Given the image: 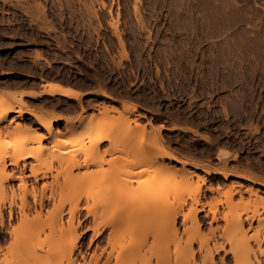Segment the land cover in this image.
I'll return each instance as SVG.
<instances>
[{
	"label": "rangeland",
	"instance_id": "rangeland-1",
	"mask_svg": "<svg viewBox=\"0 0 264 264\" xmlns=\"http://www.w3.org/2000/svg\"><path fill=\"white\" fill-rule=\"evenodd\" d=\"M96 1L0 0V10L9 11L6 26L0 30V94L14 104V108L25 110L19 116L9 113L12 124H22L19 128L16 125L18 129L14 128L13 135L19 137L29 131L31 134V129L35 131L33 134H45L40 148L45 146L50 150L42 157L50 159L53 167L47 178L35 184L40 187L43 182L50 183L55 179L53 173L60 177L57 179L62 184L54 198L46 200L41 216L34 219L38 212L35 214L31 208L26 214L28 220L33 216V223L23 225L16 234L7 235L2 241L0 264H249V261L243 263L247 259L245 252L237 253L236 260L232 252L237 248L235 240L242 236L251 238L257 232V221L244 233L224 232L225 220L219 218L212 223L219 228L211 234V214L207 210L215 207L218 215L229 210L230 219L237 213L250 214L257 208L260 216H264L261 207L264 202L260 200V195L264 196L261 184L264 182V0H140L142 23L134 14L135 0H104L106 7ZM110 5L112 17L117 12L120 14L117 29L121 32L126 55L108 23ZM38 6L42 9H37ZM28 73L79 82L94 89V93L81 103L52 96L18 99V91L11 89L27 84ZM7 90L12 91L13 96ZM121 101L134 103L136 108L125 111ZM49 109L58 112L54 115L69 118L70 124L81 131L92 125L100 129L115 126L117 132L114 133H119L121 128L122 135L114 134L111 139L98 142L95 149L88 133L67 143L69 125L57 119L50 133L58 132V138H64L68 146L65 144L64 149L54 151L48 139L49 131L28 112L43 114ZM78 110L80 113L75 115ZM81 116H89V120L78 125ZM127 118H134L131 125L135 122L144 125L145 133L140 134L145 136L143 140L138 134L140 130L124 135ZM8 119L0 123V149L9 153L19 143L16 138L14 143V136L8 135L2 127ZM172 125L178 127L170 129ZM153 132L163 148L188 161L183 164L159 157L158 161L171 169L159 168V175L171 177L173 174L177 179L185 172L191 174L192 180L178 183L177 188L175 180L172 190L167 187L163 192L156 190L155 193L149 188L151 194L146 188L142 191L143 186L138 184L141 179H147L142 177L144 171H138L141 176L131 179L125 163L140 153V149L133 150L132 154L124 150L140 139L147 145L146 140L151 139L148 136ZM40 144L28 143L31 146L28 150L37 151ZM66 149L69 151L63 153ZM222 150L224 154L219 153ZM86 155L101 156L103 162L72 168L70 173L77 177L72 183H62L68 166H65L67 161L61 164L59 160L70 159L71 162V158H78L81 161ZM32 160L31 156L25 159L26 162ZM139 168L142 167L135 169ZM154 172L152 175L158 178ZM223 172H227L225 177ZM198 176H204L205 180L198 195L204 210L199 212L201 225L197 228L190 219L183 220L180 213L189 209V196L198 188ZM100 180L107 182L99 185ZM16 182L6 180V188ZM28 183H33L32 178ZM209 186L214 189L208 190ZM101 187L115 193L110 195L112 191L108 190L109 195L101 209L97 208L94 219L87 207H91L90 195ZM250 187L257 189V193L251 194ZM136 188L142 191L140 200H136L139 191L134 199L129 197ZM230 188L242 192V197L238 193L233 195V202L240 198L243 202L228 209L225 192ZM124 191L129 195H122ZM76 195L81 198L77 213L68 222L69 200ZM117 195H122L119 196L122 200L114 201ZM127 197L132 200H126ZM183 198L186 202L182 204ZM2 205L7 218V201ZM177 210L179 213L172 225L171 214ZM17 214L14 208L13 225L17 224ZM63 225L72 230L70 235L57 241L59 227ZM245 226L247 228L248 223ZM97 228L99 233L90 242ZM205 239L209 244L206 245ZM71 242L76 243L72 251L62 254V248ZM221 242L223 248L214 250V243ZM21 246L34 248L30 258L18 256ZM205 247L213 250L212 261ZM32 248H28L29 251ZM93 252L97 257H91Z\"/></svg>",
	"mask_w": 264,
	"mask_h": 264
},
{
	"label": "bare ground",
	"instance_id": "bare-ground-1",
	"mask_svg": "<svg viewBox=\"0 0 264 264\" xmlns=\"http://www.w3.org/2000/svg\"><path fill=\"white\" fill-rule=\"evenodd\" d=\"M94 1H96V0H94ZM172 1H174V0H172ZM139 3H140V0H135L134 5H133V9H134V14H135L136 20L139 23H142L143 18L141 17L142 14L139 12V6H138ZM99 4L101 6H103V7H106V3H105L104 0H99ZM68 5L66 7H68ZM22 6H23V4H22ZM40 6L42 7L41 4H40ZM70 6H73V5H71V3H70ZM92 6H93V4H92ZM34 7H33V9H34ZM38 7H37V9H39V10L42 9L41 7H39V8ZM89 7H88V9H89ZM43 8H44V6H43ZM70 8H68V9H70ZM111 9H112L111 8V5L108 6L107 12L109 13V15H111V20H109L108 23L113 27L114 32H115V34H116V36H117V38L119 40L120 46L122 48V52H123V54L126 55L127 50H125V48H124L125 45H124V41L122 40L123 38L121 37L122 35L120 34L121 32L117 29V24L119 22L118 20H119V15L120 14H119V12H117V14L115 16L116 18L114 16L112 17L113 14H112V10ZM92 13H93V11H92ZM95 13H97V10L95 11ZM95 16H97V15H95ZM187 21H189V20H187ZM145 22H146V20H145ZM44 78L45 77H42L41 80L42 79L43 80L46 79V78L45 79ZM50 80H47L46 79V81H45L46 82V84H45L46 87L42 90V93L43 92L44 93H49V94L60 93V94H64V95L69 96V97L70 96H73V97L79 98L78 97V94L80 92L78 93V91H74L70 87L69 88L68 87H63V85H61V83L60 82H57L56 80L55 81L54 80L53 81H50ZM3 91H6V90H3ZM15 91L17 92V90H15ZM7 93H9V91ZM18 93H19V98L18 99H20L22 97V95H23V91H20L19 90ZM3 94H6V93H3ZM31 94H36V92H32ZM10 95L13 96V92ZM121 103H122V107H123V109L125 111H129L130 112V111H132V110H134L136 108V106H135L134 103L122 102V101H121ZM13 105L14 104H10L9 101L6 100L5 97H3L2 94H0V123L3 122L4 120H6L7 118H9L8 119L9 121L7 120V122H6L7 124H4V125L2 124L3 125L2 127H3L4 130H6V132L8 133V135L10 134L11 136L14 134L13 133L14 128L16 129L19 125H22V124H16L15 122H14V124H12L13 123V120H12V117L9 115V113L10 112H14V114L16 113V115L19 116L20 114H22L25 111L21 107L14 108ZM103 107H105V106H103ZM111 107H112L111 108V110H112L113 109V106H111ZM28 112L30 113L31 116L34 117V119L42 127H44L46 130H48L49 133L53 129L52 124L54 123V121L57 120V119H63L65 121L64 124L66 126L69 125L68 126L69 127V130H68L69 131V136L67 138H65V139H67V143L68 142L71 143V141H73L74 139H77L81 135L88 133V135H90L92 137L91 139H92V141H93V143L95 145L94 149L97 147L98 142H100V141H102L104 139H111L114 136V134L117 136L118 134H121V132H122L121 131V128H120L118 130V132L120 131L119 133H114V132H117V130H114L115 129L114 128L115 126H113V127H110L109 126V127L105 128V129H100V127L98 125H92V127L88 128V129H86L84 131H81V128L80 129L79 128L76 129L75 126L73 127V125L70 124L69 118L67 119L64 116H63L64 118L61 117V115L60 116H57V115L49 116V115L40 114V113H38L36 111H33V110L28 111ZM105 112H107V111H105ZM87 120H89V116H81L77 120L78 125L86 122ZM131 121H134V118H127L126 119V125L127 126L126 125L124 126V130H123L124 135H129V134L131 135V133H133L134 130L136 132H138V130H140L141 133H138V134H139V136L142 139V137L144 135L143 132H144V130H146V129H144V125L143 124H139L138 122H135L134 125H131L130 124ZM16 125H17V127H16ZM162 126L163 125H160V127H162ZM98 127H99V129H98ZM177 127H178V125L177 126L176 125H172V127H170V129H176ZM0 128H1V126H0ZM31 128H29V129H31ZM116 128L118 129V126ZM181 128H182V126H181ZM155 130H156V128H155ZM1 131L2 130H0V132ZM31 131H33V133L35 132L32 129H31ZM14 132H15V130H14ZM29 132H27V133L25 132V133H23L24 135H21L19 137H16L17 135L16 136L13 135L14 136L13 142L15 143V141L17 142V140H18L17 143H19V145H16L17 148H15V150L13 149L14 151L10 150L9 153H8L7 150H6V152H7L6 153L4 150H1L2 148L0 149L1 150V153H0V244L2 243V241H4L6 239V236L7 235H9L11 237L14 234H16V232L21 227H23V225H30V223H33V221H34V220H32L33 219V216L31 217L32 218L31 220L30 219L28 220V218H27L28 210H30L31 208H33L35 214H36V212H38V216L37 215H34V213H33L34 219L35 218H38L39 217V214L41 216L40 211L43 208V206L45 205L46 200L49 201V200L53 199L54 198V194H56L57 193V190L59 191V188L62 186V184L60 182L61 180L57 179V178H60V177H57L56 176V173H53L55 175V176L53 175L55 177V179H51L50 183H47V181L46 182H43L40 187H38L35 184L38 181L44 180L45 178H47L49 176V173H51V170H52L53 165H52V162H51L50 159L48 161L47 159L45 160L42 157V155L45 152H47V151L50 150V148L48 149L45 146L42 149L40 148L41 147V144L40 143H41L42 139L46 135L45 134H40V133H38V135H37V133L36 134L31 133L33 135L32 136ZM149 132H148V135H149ZM21 133H22V131H21ZM41 133H43V132H41ZM28 134H30V136H28ZM140 134H143V135L141 136ZM57 135H58V132H57V134H55L54 132H51L49 134V137H48L49 142L51 141V144H52L51 145L52 147L51 146L50 147L52 148V150L55 149L56 151L59 148H61V147H62V149H64L63 147H65V144H66L65 139L64 138H62V139L61 138H58L59 135L58 136ZM150 135L151 136H148L149 138H151L150 140H146V138H145V140L147 142L149 141V143L147 145H146V142L140 141L141 139L139 138L140 140L138 141V143L135 142V144H133L132 146L126 147L125 150H124L125 153L129 154L130 152H132L135 149L137 151H138V149H140L139 150L140 153L138 152V154H136L134 157H132V159H130V160L127 159L128 162H125L127 164V165L126 164L125 165L126 166H129V168H130L129 169L127 167V171L129 172L130 176L132 175L131 176V179H132L133 176L136 177L137 175H140V173L137 174L138 171H140V172L142 170L144 171V174L141 173L143 175L142 177H147V179L143 178V179H141V181H138V184H140V185L143 186L141 188V186L138 185V187L140 186V188L142 189V191H143L144 188H146V191H148V193H151V192H149V190H154V191L158 190L159 192H163L165 190V188H167V187L169 188L168 190H172L170 188H172V186L174 185L175 180H176V182L178 181L176 183L177 186L174 185L175 188H177L181 184L188 183L189 180L191 181L192 180L191 174H185V172H183V174L180 175L179 178H177V179H176V177L172 176L173 174H171V177L168 174H166L167 175L166 177L164 175H162V176H164V177H162L161 174L159 175V171L157 170L159 168L160 169L161 168L162 169L164 168V169H167V171H171L170 168H166V165H162L163 164L162 161L161 162H159L160 160L158 161V158L159 157H161V159L164 158V157H168L169 159H173V160L179 161L180 163H183V164L188 163V161L181 160V158L179 159L174 154H172L170 151H168L166 148H163L160 145V142L158 140V137L156 136L157 134L155 135L154 132H153V133H150ZM0 136H1V133H0ZM47 136H48V134H47ZM32 142H34V143L37 142L40 145L39 146L37 145V147H38L37 148V151L35 149L34 151L32 150L31 151L32 153H31L28 150L29 148H31V146L29 147V145H27V144L28 143H32ZM67 146H66V148H68ZM147 146H149L148 147V150H149V148H151V149L153 148V150H151V151L149 150L148 151L147 148H146L147 151L146 150H143ZM13 147H15V146H13ZM3 149H5V148H3ZM66 151H69V150L66 149V150H64L62 152L65 153ZM60 152H61V150H60ZM30 153H31V155H30ZM219 153L220 154L221 153L224 154L225 152H224V150H222V152L219 151ZM127 154H126V156H128ZM130 154H132V153H130ZM30 156L33 158V160L32 161H29V162H26L25 159L27 157H30ZM234 156H236V155H234ZM101 158H102L101 156L99 157V156H96V155H94V156H87L86 155L83 158V160H81V161L77 160L78 158H71L73 160V161L71 160V162H70V159H66V160H64V159L62 160L61 159V160H59L57 158L60 162H62L61 164H63V163L65 164L66 161H67V164H68V165L67 164L65 165L66 168H67V166H68V168L66 170H64L65 171V178H64V175H62L63 178H64L63 181H62V183H64L65 185L66 184H69V183H72V181L74 180V178L77 177V176L74 177L72 175V172L70 173V171H71L72 168L79 167L81 165L87 166V165H98V164H101L103 162L101 160ZM68 160H69L70 163L68 162ZM60 162H59V164H60ZM9 166H11L10 167L11 169H7V167H9ZM138 166H141L142 168H139L140 170H136L135 168L138 167ZM143 166H144V168H143ZM194 166L197 167V165H194ZM167 167H169V166H167ZM147 169H149L151 171V174H150V172H146V171H148ZM168 169H170V170H168ZM155 170H157L158 173ZM64 171H63V173H64ZM204 171L206 173H209L210 172L208 169H204ZM145 172L146 173H149V175H148L149 177L148 176H145V175H147ZM152 172H154L157 175V177L159 176L160 178L159 177L158 178L154 177V175H152ZM195 173H197V172H195ZM226 174H227V172H226ZM226 174L224 173L223 176L225 177ZM57 175H58V173H57ZM140 176H137V177H140ZM169 177L171 179L173 178V180H172L173 184H172V182H170L171 179H169ZM203 177L198 176V178H197L198 188L196 189V191H194L192 193L191 196H189L190 197V200H191L190 205H189V209L187 211H182L180 213L182 215V217H183V220L190 219L191 222L194 223L195 224V227H197V228L200 227V225H201V218L199 216V212L204 210V205L202 203H199V199H198V195L200 193V185L202 183H204V180H205ZM30 178H32L33 183H28V180ZM179 179L181 180V182H179L180 181ZM6 180H15L17 182H16L15 185L14 184H11L8 188H6V185H5L6 184ZM103 181L102 180L98 181V184L100 185L102 183L101 185H104L107 182V181H105V182H103ZM145 181H147V182H145ZM139 182H142V183H139ZM178 183H180V184L178 185ZM144 184H145V186H144ZM261 184L264 185V182H262ZM146 185H148V188H147ZM107 188H102L101 187L100 189L97 190L96 193L90 195L91 207L88 206L87 207V210H89L88 213L91 216H93L94 219L96 217L97 208L99 209V207H100V209H101L102 203H105L103 201H105L106 198H107L106 195L109 193L108 190L109 191H112V193L111 192L109 193L110 195H113L115 193L114 190H112L110 188L107 189ZM61 189L62 188H60V190ZM136 189L135 190L132 189V192H133L132 194H134L132 196L130 194L131 193L130 190H128V193L130 191V193H129L130 195L128 193H126L127 191H124L125 193L123 192L122 195H125L126 194L127 196L129 195V197H132L133 198V196H135V194L138 193V191H139L137 189V192H135ZM207 189L208 190H213L214 187H212V186L210 187L209 186V187H207ZM142 191L141 190L139 191L140 192L139 195L136 194V196H137L136 197V200L137 199L140 200L139 198H141V196H143V195H140V194H142L141 193ZM146 191L144 190L145 193H146ZM248 191L251 194L252 193L253 194H256L257 193V189H253L251 187L248 188ZM155 193H157V191ZM235 193H238L240 195V197H242L241 190H238V189H235V188H230L229 190H227L225 192V195H226V203H227L228 209H231V207L237 206L238 204H240V203L243 202L241 200L242 198H240L238 202H233V195ZM122 195H117V197L115 198L116 200H114V201L117 202V201L122 200V198H119V196H122ZM146 196H148V195H146ZM74 197H76V198H71L69 200V205H70L69 208L70 209L68 210V212H69L68 222L71 221L76 216V213H77V205H78L79 199H81L77 195L74 196ZM129 197H127L125 199L126 200L127 199L128 200H132V198L130 199ZM260 200L262 202H264V196L263 195H260ZM4 201H7V206H6L7 207V218L4 216V212L2 210V208L4 207L2 205L4 203ZM180 202L183 204L186 201L183 198V199H181ZM54 206H55V204H54ZM261 207H262V210L264 211V205H262ZM14 208H16V211L18 213L17 215L19 217L16 220L17 224H14L13 225V223H15V222H12V219L14 218ZM207 211L210 212V214H211L210 215V219H209V225H210L209 232L211 234H214L215 231L218 230L219 226L216 225V226L213 227L212 226V223L213 222H218L219 218H221L222 220H225V225L223 227V231L224 232L233 231V232H239V233H244L245 230H247L248 228H253L254 226L252 225V223H253L254 220H256L257 221V225L255 226V228H256V231L257 232L251 238L242 236V238H239V239L235 240L236 247L237 248L236 249H233L234 251L232 252V254H233L234 259L236 260L237 259L236 258L237 257L236 256L237 253H239L240 251H243L247 255V259L244 260L243 263L246 262V261H249V264H264V216H260L259 209L256 208L255 210L252 211V213L245 214V215H243V213H237L236 215L232 216L230 219L228 218V216H229V210L223 211L219 215H218L219 212L217 213L215 207H210ZM178 213H179L178 210L177 211H174V213L172 212V214H171L172 225L175 224V218H176V216H178L177 215ZM98 214H97V217H98ZM204 214H207V213H204ZM57 218L58 219L61 218V214L59 212L57 213ZM171 218H169V220H171ZM245 223H248V227L247 228L245 226ZM62 224L63 223H61V225ZM70 228H72V227H69V226H66L65 227L64 225L63 226H60L59 227V230L60 231H59V234H58V236L56 238L57 241H60L61 239L65 238V236L68 235V234L70 235V231L72 230ZM175 229L177 230V228H175ZM98 230L99 229L97 228V230L95 231L94 235L92 236L90 242H92L93 239H94V237L99 233ZM262 230H263V233H262ZM206 241H207V239H205V242ZM189 242H190V240H189ZM207 243L208 242H206V245H207ZM221 243H219L218 245H217V243H214V245H213L214 248L213 249L216 250V251L219 250V249H222L223 248V243L222 244ZM74 244H76V243L71 242V243L67 244L66 246H64L62 248V250H61V253L62 254H65V255H68L72 251V249L74 248ZM190 245H191V242L188 244V246L190 247ZM254 245H255V247H254ZM28 248L30 249V248H32V246L31 247H27V246H21V247H19L18 248V254H19L18 256L20 258H27V257L31 256L32 254L30 252H33L34 251V248H32V250H30V251H29ZM200 248H201V246H200ZM206 248H208V247H205V249ZM211 250L212 249H209L208 248L206 251L208 252L207 256L212 261V258H213V256H212V253L213 252L212 251L213 250L212 251ZM28 251H29V253H28ZM108 253H110V252H108ZM94 254L95 253L93 252V254L91 255V257H97ZM207 256H206V258H208ZM203 259H204V262H205V258H203ZM220 260H221V262H224V259L223 258H221ZM16 262L19 263L20 262L19 259Z\"/></svg>",
	"mask_w": 264,
	"mask_h": 264
},
{
	"label": "crops",
	"instance_id": "crops-1",
	"mask_svg": "<svg viewBox=\"0 0 264 264\" xmlns=\"http://www.w3.org/2000/svg\"><path fill=\"white\" fill-rule=\"evenodd\" d=\"M37 63H40V61H37ZM29 78H26V80H28L27 84H21L15 88H12L11 90L15 91H23V95L22 97L24 99H28V98H44L47 96H52V97H61L64 99H71L74 100L76 102L81 103L82 100H84L87 96H90L94 93V89H91L89 86H86L85 84L79 83V82H73L70 81L68 79L66 80H60V79H56L53 77H48V76H44L43 74L37 73V74H33V73H28ZM42 77H45L47 80L50 81H57L60 82L61 85H63V87H70L71 89H73L74 91H78V97H73V96H66L64 94H60V93H56V94H49V93H42V90L46 87V79L45 80H41ZM32 92H36V94H31ZM25 93V94H24ZM81 99V101H80ZM54 113H58V112H53L51 109L48 110V112H43L44 115H49L52 116L54 115ZM61 114H64L63 112H59ZM80 113V110H78L76 113H74L75 115ZM56 115V114H55ZM73 115V114H71Z\"/></svg>",
	"mask_w": 264,
	"mask_h": 264
},
{
	"label": "flooded vegetation",
	"instance_id": "flooded-vegetation-1",
	"mask_svg": "<svg viewBox=\"0 0 264 264\" xmlns=\"http://www.w3.org/2000/svg\"><path fill=\"white\" fill-rule=\"evenodd\" d=\"M9 11H2L0 10V30L4 29L6 26V20H8L9 16L7 15Z\"/></svg>",
	"mask_w": 264,
	"mask_h": 264
}]
</instances>
